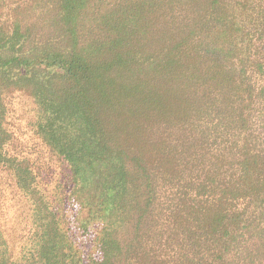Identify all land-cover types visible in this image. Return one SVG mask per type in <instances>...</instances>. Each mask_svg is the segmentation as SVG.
Masks as SVG:
<instances>
[{
    "label": "trees",
    "instance_id": "16d2710c",
    "mask_svg": "<svg viewBox=\"0 0 264 264\" xmlns=\"http://www.w3.org/2000/svg\"><path fill=\"white\" fill-rule=\"evenodd\" d=\"M0 264H264V0H0Z\"/></svg>",
    "mask_w": 264,
    "mask_h": 264
},
{
    "label": "rangeland",
    "instance_id": "374dc122",
    "mask_svg": "<svg viewBox=\"0 0 264 264\" xmlns=\"http://www.w3.org/2000/svg\"><path fill=\"white\" fill-rule=\"evenodd\" d=\"M9 120L13 128L16 129V132H22V137L28 140V144L31 150H35L40 159L43 161H47L48 170H49V178L53 180H60L64 178V174L66 171L62 167V165L53 157L49 156L46 150L42 147V145L37 144L35 138L32 137L31 132L27 128L28 122L33 118L32 105L29 100L22 96H14V98L9 102ZM46 168V166H45ZM53 180H51L53 184ZM16 208V206L14 207ZM15 216L13 211H10L9 214V225L12 224Z\"/></svg>",
    "mask_w": 264,
    "mask_h": 264
}]
</instances>
